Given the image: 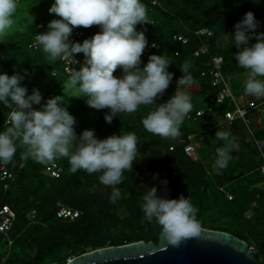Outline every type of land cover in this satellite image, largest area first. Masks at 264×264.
Masks as SVG:
<instances>
[{
    "label": "trees",
    "instance_id": "obj_1",
    "mask_svg": "<svg viewBox=\"0 0 264 264\" xmlns=\"http://www.w3.org/2000/svg\"><path fill=\"white\" fill-rule=\"evenodd\" d=\"M53 2L19 0V10L15 16L17 28L7 42L0 43V54L4 56L0 59V71L9 75L21 71L25 76L21 83L27 87L29 94L33 88H37L44 96L55 90L57 95H63L62 83L68 78L62 61L49 65L40 47H29L35 34L39 30L45 31L47 24L56 18L48 11ZM143 3L148 9V20H152L147 36L156 40L158 46L142 54L141 66L147 63L150 54H162L172 61L168 70L174 74L158 102H165L174 93L176 82L182 76L180 67L184 64L190 66L193 86L198 88L196 94L206 100L209 92L217 93L219 90L212 88L209 80L201 76L202 71L211 65L210 56H223L226 75L247 72L237 65L232 56L238 51L236 46H218L217 40L226 32H234V25L248 11H252L260 22L257 31H264V0H161V7L152 6L147 0H143ZM140 25L136 26L137 30ZM184 28L191 31L209 29L212 35H204V40L210 44V54L194 55L202 44L194 33L187 34L190 38L188 43L173 41L174 33L186 32ZM98 31L100 29L95 25L84 28L83 37L76 42L82 43ZM77 55L81 56L82 53ZM55 71L56 75L53 74ZM120 74L119 69L114 72V75ZM245 80L232 84L237 94H244ZM74 91L66 93L65 102L68 100L66 106L76 118L74 127L77 134L85 129H94L97 137L103 139L112 134L135 133L141 158L134 163L131 173H124V182L119 186L124 198L113 204L108 195L105 197L101 193L102 188L109 192L111 188L100 183L99 174L90 175L83 170L72 174L68 160L61 158L56 160L63 169L61 176L52 177L45 172L49 164L24 159V149L19 148L14 160L7 164L13 178L0 179V212L3 206L9 205L16 215L8 232L13 241L11 246L8 237L0 232L1 264H66L74 256L108 245L138 240L158 242L161 229L155 223L144 220L140 205L148 187L156 185L162 191L160 180L165 178L168 180L170 197L183 194L198 209L197 220L201 227L227 231L246 240L255 246V256L264 264V260H260V256L264 259V191L258 187L262 181L259 170L261 158L258 161L247 160L240 166L230 163L217 174L212 170L216 149L204 145L200 158L195 155L190 157L184 151L190 134L196 135L195 140L199 142L205 133L215 130L212 129L215 123L210 121L209 107L220 111L233 109L229 102L202 107L206 111L203 116L195 121L186 117L181 125V136L168 139L154 136L144 129L141 120L149 111L147 107L142 106L135 114L114 117L111 123H107L104 118L107 109L89 107L83 98L71 96L79 94ZM0 107H3V111H0L1 127L8 109L2 105ZM199 108L193 107L191 112L195 114ZM242 127L236 121L234 132ZM234 134L236 142L240 139V147L250 145L243 135L239 136L238 132ZM251 142L250 153L260 154L255 143ZM172 145L174 149L170 150ZM155 173L159 177L153 180ZM5 184H8L7 188ZM59 203L80 210V216L75 220L59 218ZM33 210L36 214L31 218Z\"/></svg>",
    "mask_w": 264,
    "mask_h": 264
},
{
    "label": "clouds",
    "instance_id": "obj_2",
    "mask_svg": "<svg viewBox=\"0 0 264 264\" xmlns=\"http://www.w3.org/2000/svg\"><path fill=\"white\" fill-rule=\"evenodd\" d=\"M18 10L19 0H0V43L7 42L15 30ZM48 11L56 18L47 24L45 31L35 34L29 47L37 49L32 46L36 40L49 65L63 61L80 67H75L62 83L63 95H57L55 90L56 96L43 105L42 93L33 88L29 94L21 83L25 79L21 71L12 75L0 71V105L8 109L3 123L6 127L0 130V164L11 163L19 148L24 149V159L44 165L66 158L72 174L80 170L99 174L100 183L111 188L109 201L115 204L124 198L119 187L124 182V173H131L134 163L141 158L138 137L128 132L100 139L94 129H85L78 135L74 127L76 118L67 110L64 89L78 92L71 96L83 98L95 110L107 109L104 116L107 123L114 117L135 114L142 106L147 107L149 111L141 120L144 129L154 136L176 139L193 109L194 79L190 66L180 67L182 76L174 93L165 102H158L174 74L168 70L172 61L162 54H150L147 63L141 66L148 41L136 26L149 23L143 0H54ZM259 24L254 13L248 11L234 25V32H226L217 40L218 46H236L238 51L232 56L249 73L243 82L244 94L257 99L264 98V31H257ZM94 25L100 31L82 43L76 42L83 37L84 28ZM81 26L83 34L70 40L73 29ZM76 56H84L83 62ZM3 58L0 54V59ZM117 69L121 73L118 76L114 75ZM215 136L224 142L216 149L212 164V170L219 174L228 167L235 142L227 130H217ZM257 146L264 149V142L258 141ZM158 177V173L153 174V180ZM167 184L165 178L160 180L162 191L156 185L148 187L140 207L144 220L158 225L170 245L179 246L185 239L198 237L201 224L197 220L198 209L191 200L183 194L170 197Z\"/></svg>",
    "mask_w": 264,
    "mask_h": 264
},
{
    "label": "built area",
    "instance_id": "obj_3",
    "mask_svg": "<svg viewBox=\"0 0 264 264\" xmlns=\"http://www.w3.org/2000/svg\"><path fill=\"white\" fill-rule=\"evenodd\" d=\"M152 6H159L161 7V0H147ZM152 20H149V23H144L141 24L138 31H143L144 34L146 35L147 41H148V47L145 49L144 53H148L151 49L156 48L158 46V43L156 40L150 39L147 35L150 30V23ZM186 32H176L173 35V41L175 42H183V43H188L190 38L189 35L190 33H194L197 37H199L202 40V44L198 50L195 51L194 55L200 56L201 54H210V44L204 40V35L211 36L212 32L209 29H201V30H196V31H191L186 28ZM39 33V32H38ZM37 33V34H38ZM36 34V35H37ZM83 34V27H77L73 29L72 36L70 37V40L74 41L76 37H80ZM32 46L34 48H38L39 45L34 40L32 43ZM211 57V65L209 68L205 69L202 71L201 76L203 78H207L209 80L210 85L212 88H219L217 93H211L209 92L207 96V102L208 104H224L226 102H229L232 106L233 109L225 108L223 110H218L214 109L213 106L209 107V111L211 112V116L218 118L220 121L218 123L219 128L221 129H227V128H232L234 123L236 121H239L244 127H246L249 132L251 133L252 137H254L255 130L253 128L252 120L253 117L250 116L253 112L258 111L260 112V106L264 104V98H255L252 96L244 95V94H237L234 91L233 88V83L231 82L230 76L226 75L223 71V65H224V58L223 56L217 55V56H210ZM76 58L81 61V63L84 60L83 57H78ZM63 62V61H62ZM65 65V73L68 75L71 71L75 70V67L79 69L80 65H70L66 62H63ZM57 73L54 72V75ZM197 92V91H196ZM195 92V94H196ZM194 94H192L193 97ZM53 96H56V93L53 92L49 96H44L42 95L43 99L41 101V105H43L48 98H51ZM41 105H34L35 108H39ZM68 110V109H67ZM10 111V110H9ZM8 111V112H9ZM69 111V110H68ZM205 109L204 108H199L196 113L190 112L187 116L188 119L190 120H196L197 118L203 116L205 114ZM71 114V112L69 111ZM3 127H6L5 124H3ZM0 130H3L0 127ZM194 134H190L187 138V143L184 146V151L186 155L192 157L194 156L197 151V141L195 140ZM257 140H254L255 145L257 146ZM257 148L260 151L261 154V166L259 170L261 171L262 174V181L258 185L259 189L264 191V149H261L257 146ZM174 149V145L170 146V150ZM62 168L56 163H50L47 166L46 173L59 177L61 175ZM13 174L11 171L8 169L7 165H2L0 164V179L5 181L7 179H12ZM8 187V184H5V188ZM231 198V196H230ZM1 214V222H0V232L4 233L9 240V245L11 246L13 241L11 240L8 232L13 224V221L16 217L15 212L12 210V208L9 205L3 206L2 210L0 212ZM35 210H33L30 214L31 218L35 217ZM81 212L79 210H76L74 208H71L65 204L59 203L58 204V211L57 215L59 218H64V219H70L74 220L77 217H79ZM250 248L253 250V252H256L255 246H251ZM1 264V263H0Z\"/></svg>",
    "mask_w": 264,
    "mask_h": 264
},
{
    "label": "water",
    "instance_id": "obj_4",
    "mask_svg": "<svg viewBox=\"0 0 264 264\" xmlns=\"http://www.w3.org/2000/svg\"><path fill=\"white\" fill-rule=\"evenodd\" d=\"M66 264H261L249 242L227 231L201 227L198 237L172 246L164 235L108 245L70 258Z\"/></svg>",
    "mask_w": 264,
    "mask_h": 264
},
{
    "label": "rangeland",
    "instance_id": "obj_5",
    "mask_svg": "<svg viewBox=\"0 0 264 264\" xmlns=\"http://www.w3.org/2000/svg\"><path fill=\"white\" fill-rule=\"evenodd\" d=\"M16 28H17V25L15 24L14 29H16ZM248 76H249V73L245 72L244 74L232 75V76H230V79H231L232 83L233 82L234 83L235 82H242L241 79L242 78H248ZM236 77H238V78H236ZM62 91H63V88H62ZM64 91H65V93H67V94L69 93L70 94V92H68L66 88L64 89ZM192 104H193V107H198V106L199 107H205L208 104V102H207V100L205 98H203L202 95L194 94L193 97H192ZM257 113H258V111H255L250 116L254 117V115L257 114ZM259 113H260V117L263 119V127L262 128H258L256 130V127L254 125L255 124V120L253 118L251 125L255 128L254 129L255 133H254V137H252V135L249 132V130L246 127L243 126V131L245 132L243 138H244V140L246 142L250 143V145H248V146L245 145L244 148L239 146L238 149L237 148L236 149H232V151H231L232 159L230 160L228 165H230V163H232V165L238 164V166H240V163H245V162H247V160H251V159H253L254 161L260 160L261 154H256V155L255 154H251L250 153L251 152L250 148L253 146V143L251 141L254 142L255 139L257 141L264 142V104L260 106V112ZM214 118L212 117L213 122L216 124L217 120H219V119L218 118L214 119ZM215 133H216V131H211L209 133H205L202 136V139L199 142H197V144H196L197 147H198V151L195 154V157L200 158V156L202 155L201 154L202 153L201 152V148H203L204 145L210 147V149H213V148L217 149L218 147L223 146L224 142L222 140L217 139L216 136H215ZM230 136L235 142L234 146H236L237 144H236V141H235V137L233 135H230ZM203 137H206V140H203ZM212 153H214V151ZM203 154H204V152H203ZM214 157H216V155ZM101 193H103V195L105 194V197H107V195L110 196L111 191L109 192L106 188H102L101 189ZM260 260L263 262V260H264L263 257L260 256Z\"/></svg>",
    "mask_w": 264,
    "mask_h": 264
},
{
    "label": "crops",
    "instance_id": "obj_6",
    "mask_svg": "<svg viewBox=\"0 0 264 264\" xmlns=\"http://www.w3.org/2000/svg\"><path fill=\"white\" fill-rule=\"evenodd\" d=\"M236 78H238V77H236ZM246 78H242L241 79V81H243V80H245ZM234 83V82H233ZM236 83V82H235ZM198 90V88L196 87V86H193L192 87V94L194 93L195 94V92ZM211 118V120L210 121H212L213 122V119H212V116H210ZM214 118V117H213ZM254 120H255V127H256V130L258 129V128H262L263 127V119L260 117V113H257V114H255L254 115ZM215 119V118H214ZM219 121L220 120H217V123L215 124V126L214 127H212V129H215L214 131H217V130H219V131H222V130H227V131H229V133H230V135H235L234 133H236V132H238V134H239V136L240 135H243L244 136V134H245V132L243 131V127L242 128H239V130L238 131H236V132H234V128L232 127V128H225V129H221V128H219V127H217L218 126V123H219ZM254 128V127H253ZM255 129V128H254ZM236 146H234V148L233 149H238V146L241 144V142H240V139L238 140V142H236Z\"/></svg>",
    "mask_w": 264,
    "mask_h": 264
}]
</instances>
